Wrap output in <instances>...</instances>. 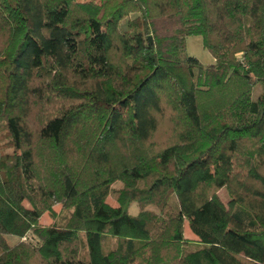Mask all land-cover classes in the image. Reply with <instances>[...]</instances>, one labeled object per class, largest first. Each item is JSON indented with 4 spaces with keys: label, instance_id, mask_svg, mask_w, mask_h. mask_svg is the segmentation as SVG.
<instances>
[{
    "label": "trees",
    "instance_id": "trees-1",
    "mask_svg": "<svg viewBox=\"0 0 264 264\" xmlns=\"http://www.w3.org/2000/svg\"><path fill=\"white\" fill-rule=\"evenodd\" d=\"M258 83L264 0H0V264H264Z\"/></svg>",
    "mask_w": 264,
    "mask_h": 264
},
{
    "label": "rangeland",
    "instance_id": "rangeland-1",
    "mask_svg": "<svg viewBox=\"0 0 264 264\" xmlns=\"http://www.w3.org/2000/svg\"><path fill=\"white\" fill-rule=\"evenodd\" d=\"M122 24L124 26V24H125L124 21L122 22ZM185 46H186L187 53L191 56L198 58L203 65H209V64H212L214 62V58H213L212 54L209 52L208 49H206L204 47L203 39L200 35H189V36H187ZM263 91H264V88H263L262 84H260V83L256 84L252 90V93H251L252 99L256 100L259 97V95L263 93ZM113 185L115 188H120L122 186V183L117 181ZM217 195L220 198V200L226 206H229L231 197H230L229 192L225 188L220 189L217 192ZM109 203L112 205H116L115 195L110 196ZM56 209L59 210V207H56ZM138 211H139L138 203L132 202L130 207H129V212L131 214L135 215V214H137ZM41 222L44 224H49L52 222V219L50 218V216L48 214H45L43 216ZM185 236L190 239V242H189V244L186 245L185 250L196 249L197 247L201 246L200 243L196 239H193L194 235L192 234L189 225L186 226ZM25 239H26L25 237L22 238V240H25ZM114 242H115L114 239L113 240L111 239L109 241L110 244H112Z\"/></svg>",
    "mask_w": 264,
    "mask_h": 264
},
{
    "label": "water",
    "instance_id": "water-1",
    "mask_svg": "<svg viewBox=\"0 0 264 264\" xmlns=\"http://www.w3.org/2000/svg\"><path fill=\"white\" fill-rule=\"evenodd\" d=\"M149 39L152 41V38L151 37H149Z\"/></svg>",
    "mask_w": 264,
    "mask_h": 264
}]
</instances>
